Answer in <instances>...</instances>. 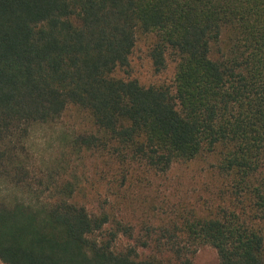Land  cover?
I'll list each match as a JSON object with an SVG mask.
<instances>
[{
  "label": "trees",
  "instance_id": "16d2710c",
  "mask_svg": "<svg viewBox=\"0 0 264 264\" xmlns=\"http://www.w3.org/2000/svg\"><path fill=\"white\" fill-rule=\"evenodd\" d=\"M141 38L151 81L133 73ZM70 108L90 119L64 135L72 164L40 170L32 129ZM198 161L204 206L119 249L135 238L124 191ZM0 184L3 264H195L204 244L219 264H264V0H0Z\"/></svg>",
  "mask_w": 264,
  "mask_h": 264
},
{
  "label": "rangeland",
  "instance_id": "374dc122",
  "mask_svg": "<svg viewBox=\"0 0 264 264\" xmlns=\"http://www.w3.org/2000/svg\"><path fill=\"white\" fill-rule=\"evenodd\" d=\"M147 40L141 38L138 42V50L133 55V73L142 81H151L155 79V75L151 69V65L146 57ZM173 68L171 67L163 77L172 76ZM62 119L47 123L35 125L32 129L31 136L26 144V154L31 157V162L40 170H46L47 166L55 160L62 161L66 166L72 164L67 155L64 146V135L70 132H76L90 125V119L87 113L77 108H70L62 117ZM84 162L86 168L80 167L81 170H87L89 187L104 195H109L106 186L98 178L95 169V161L93 158L86 157L79 160L81 164ZM198 165L191 164L190 167L185 165L175 166L167 174L160 177H151V182L141 183L139 187H129L124 191V203L122 204L123 216L127 223L134 226L135 238H130L125 234H121L116 245L119 249L136 244V237L143 234L142 227L147 222H153L157 225L162 220H168L167 214L175 212L183 208L182 206L197 203L199 208L203 207L205 199L210 197V188L213 189L210 177L203 174L200 169L204 163L198 161ZM3 186L0 184V189ZM182 205V206H181ZM91 208H98L96 202H90ZM142 257L150 253L149 249L139 247ZM195 264H219V256L217 250L208 244L200 245L192 255ZM0 264H3L0 262Z\"/></svg>",
  "mask_w": 264,
  "mask_h": 264
}]
</instances>
